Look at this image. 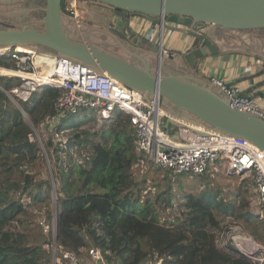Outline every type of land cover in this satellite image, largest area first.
Listing matches in <instances>:
<instances>
[{"label":"trees","instance_id":"1","mask_svg":"<svg viewBox=\"0 0 264 264\" xmlns=\"http://www.w3.org/2000/svg\"><path fill=\"white\" fill-rule=\"evenodd\" d=\"M66 3L62 12L73 16ZM61 93L42 86L20 102L24 116L0 91V264H52L44 248L53 240L52 227L45 232L41 222L51 226L53 217L59 245L86 259L96 248L104 264H143L155 255L163 264H258L240 252L229 229L239 224L264 245V217L251 212L252 178H242L233 200L216 187L196 193L179 185L175 203L173 183L187 173L146 162L128 113L116 111L96 128L86 127L98 122L93 115L64 117L54 129L71 126L72 132L65 143L55 141L50 120ZM34 130L46 135L45 141L39 135L42 149L31 137ZM42 152L56 155L57 172L49 157V174L39 172ZM146 165L160 171L157 178L147 175ZM138 167L145 172L136 173ZM162 179L167 189H159ZM67 263L57 251L56 264Z\"/></svg>","mask_w":264,"mask_h":264},{"label":"water","instance_id":"2","mask_svg":"<svg viewBox=\"0 0 264 264\" xmlns=\"http://www.w3.org/2000/svg\"><path fill=\"white\" fill-rule=\"evenodd\" d=\"M85 1L109 10L119 17L109 29L125 40V25L133 15L153 23L169 34L177 48L180 62L162 61V44L146 39L149 51L156 60H147L132 53L136 60L126 59L108 52L87 41L93 31L80 32L66 27L62 0H44L42 18L37 24L19 28L0 27L1 45H23L44 49L47 52L71 58L107 73L125 86L143 94L145 99L154 96L167 103L169 115L189 124L226 135L243 137L264 151V116L233 108L224 92L206 79L194 78L188 69L197 72L213 57L222 53L212 39L213 28L227 30L264 29V0H74ZM133 34V32H130ZM130 45L134 40L127 41ZM260 61V60H259ZM204 64V65H203ZM256 67L257 64H255ZM256 73L225 83H244L239 95L249 99H264V61ZM187 68V69H185ZM263 76V77H262ZM262 77L263 79L257 78ZM171 122L167 118V126ZM55 240L57 241V226ZM97 263L100 259L97 258Z\"/></svg>","mask_w":264,"mask_h":264},{"label":"built area","instance_id":"3","mask_svg":"<svg viewBox=\"0 0 264 264\" xmlns=\"http://www.w3.org/2000/svg\"><path fill=\"white\" fill-rule=\"evenodd\" d=\"M70 3L72 6L75 2L72 0ZM158 43L162 44L161 34ZM1 79L7 84L0 81V91L18 106L24 116L26 112L20 107V102L27 101L42 86L62 89L55 103L57 114L50 120L55 141H67L66 129H54L64 117L92 111L96 120L102 121L111 119L116 111L122 110L130 115L136 130L137 148L146 162L169 169L174 174L195 175H204L210 165L222 163L228 173L245 174L252 178L254 198L251 202L258 209L259 205L260 212L264 213V151L251 141L175 119L161 106L160 99L154 96L145 99L142 93L105 72L65 56L42 52L36 47L1 45ZM210 81L224 92L233 108L264 116L254 99L239 95L238 84L226 85L223 78L215 76ZM167 118L171 119L168 126ZM31 137L42 149V140L35 130ZM41 225L45 232L52 227L43 222ZM229 229L240 252L253 262L264 264V245L244 234L237 224ZM98 233L101 232L98 230ZM52 234V242L44 244V248L53 255L52 264H56L57 251L67 264H104L96 248L88 250L89 259L80 258L57 243L56 226ZM97 258L100 263H97ZM143 264H163V259L155 255Z\"/></svg>","mask_w":264,"mask_h":264},{"label":"crops","instance_id":"4","mask_svg":"<svg viewBox=\"0 0 264 264\" xmlns=\"http://www.w3.org/2000/svg\"><path fill=\"white\" fill-rule=\"evenodd\" d=\"M68 1L69 0H67V2ZM74 2H75L74 3L75 6L79 5L78 4L79 1H74ZM86 5L88 7L91 6L88 3H86ZM43 6H44V0H42V8ZM92 6H96V5L92 4ZM103 9L104 8H102V10ZM104 10L108 12V15L105 16L101 14L100 16H98L101 20V21H97L99 22L98 24L94 23V21L93 22L88 21L89 24L88 26H90V28L93 27V31H91L88 34L87 41L93 43L94 45L99 46L100 48L108 52L115 53L126 59L138 61V59H136V57H134L132 54L135 52L137 54L139 53L147 60H150L149 55H152L155 57L156 60V55L149 51L150 46L147 43L143 42L142 40V39H146L148 42H151L153 44H158V38L160 34H159V29L156 27V25L147 22L141 17H135L133 19H129L125 25V31L127 32V36L125 37V40H123L116 34L110 32L109 30L111 26L114 27L116 25L117 23L116 21H119V19L114 17V15L109 10L107 9ZM77 13L74 14L73 17L77 18ZM73 17L70 16V18ZM32 22H34L36 25V23L40 21H32ZM80 22L83 23V21ZM23 23L24 22L17 24L11 23L10 24L11 26H6V27L19 28L22 27L21 24ZM0 27H5V26L0 25ZM78 29L80 28H77L76 30L78 31ZM79 31L82 32L84 31V29H82V31L80 29ZM130 32H133V34H130ZM248 32L251 33V36L248 34ZM253 33H256L257 36ZM254 36L259 37V39L261 37H264V29L239 31V30H227L218 27L213 28L211 37L219 45L222 53L219 54L217 57H213L208 62H205L204 63L205 65L203 64L204 66L199 64V68L197 72L188 69L189 73L194 78L196 77L200 80L206 79V81L209 82L212 76L220 77L223 78L226 83L256 73V71L261 69L259 68V63H262L264 61V46H259L258 48L255 49V44L253 42L258 38H254ZM251 37L253 38V40ZM129 39L134 40V43L130 45L127 42L129 41ZM177 48L178 47L176 46V44L172 40H170L169 34L167 33L166 35V32L164 31L162 37L161 55H162V61L166 65H169L171 61L178 62L179 65L180 56L177 54ZM255 64H257L258 67H256ZM262 77L257 78L256 81H258L259 79H263ZM246 83L247 82L235 83V84H238L241 91L243 89V85ZM260 89H264V86H261ZM254 101L256 102V105L259 108V110L264 113V99L254 98Z\"/></svg>","mask_w":264,"mask_h":264},{"label":"rangeland","instance_id":"5","mask_svg":"<svg viewBox=\"0 0 264 264\" xmlns=\"http://www.w3.org/2000/svg\"><path fill=\"white\" fill-rule=\"evenodd\" d=\"M70 2L71 1L69 0L66 3V7L68 9H71V7H73V10L72 9L71 10L74 12V14H76L78 12L77 13V18L73 17V16H71L73 18H70V15H68L66 13L63 14V17H64V20H65L64 23H65L66 27L70 28V30H73L74 31V35L78 34V32L76 30L77 28H80L81 31H82V29H84L85 32L89 31L90 28L88 26L89 25L88 21L89 22H93L94 21V23L98 24L99 22H97V21H101L98 16H100L101 14H103L105 16L108 15V12L106 10H104V9L102 10V8L100 6H98V5L88 7L86 4H81L82 7H80L79 5L75 6V4L73 3L74 5L70 6V4H71ZM42 16H43L42 15V0H0V21H2V22H0L1 26H5L6 27V26H11L10 25L11 23L17 24V23H22V22H24L23 24H21L22 26H26V25H29V24H33L34 25L35 23L32 22V21H39L42 18ZM114 17L119 19V17L116 16V15H114ZM135 17H139L138 14L131 16L130 19H133ZM80 21H83V23L80 22ZM36 27L38 29H42V26L40 24H37V23H36ZM248 34L251 36V33L248 32ZM253 34L256 35V33H253ZM166 35H167V33H166ZM254 38H258L257 40H254V42H253L255 44V49L258 48L259 46H264V40H263L264 37H261L259 39V37H255L254 36ZM252 40H253V38H252ZM43 51H45V50L42 49V52ZM45 52L48 53L47 51H45ZM149 59L154 61L155 57L152 56V55H149ZM149 97L151 98L152 95L149 96ZM161 106L165 109V111L167 113H169L168 112L169 111V106L167 105L166 102L161 100ZM89 115L95 116V113L91 111L89 113ZM99 124H101L100 121L95 123L94 127H90L89 125L86 126V127L96 128V127H98ZM66 130L67 131H64V132H65V134H67V138H68L69 135L72 132L71 126L68 127ZM39 135L41 136L43 141H45L46 135H44L42 130H39ZM55 156H56L55 154L51 153V157H50V155H47L45 152H42L43 165H41V166L39 164L37 165L39 172H45V174H49L50 166H49V163H47L48 157L51 159L52 166L55 168V170L57 172L58 169L55 167V165H56ZM62 157H64V156L62 155ZM140 169L141 168L138 167V169H136V173L142 174V172L145 169H147L146 172H147V175L150 178L151 177L152 178H157V174L160 173V171L159 172L158 171H154V169L150 168L148 165H146V168L143 169L142 171ZM249 177L250 176H248V175L240 176V174L228 173L225 170L224 165L222 163H214V164H212V165H210L208 167V170H207V172L204 175L197 176L195 174H189V173H187L186 175H183V176L180 175V179L177 182L173 183L174 193L176 194V199L173 200V202L176 203L177 199L179 198V194H180L179 185H182L184 190H190V191H193V192H196V193H199L201 190L203 191V189H205V187H207V188L208 187H216L217 189L221 190L222 193H224L226 195H229L226 199H228V200L232 199L233 200L234 199V194H235V191H236V188H237L238 184L241 183V181H243L242 178H249ZM179 181H180V183H178ZM151 183H152V181L150 179L149 180V185ZM166 184H167V180L166 179H162L161 180V187L159 189L160 190L167 189L166 188ZM151 189H152V191H155V189H157V187H153L152 184H151ZM252 191L253 190L251 189V193H252ZM222 193H220V195H222ZM258 207H259V209L255 206L254 202H251V212L257 217H264V213L260 212V208L261 207L259 205H258ZM168 211H170V209L166 210V212H168ZM172 213H173V210H172ZM42 219H46V217H45L43 212L38 216V220L42 221ZM56 220L57 219L55 217H53L49 221L50 224L53 227L52 233L55 230V226H57V221ZM244 234H246V233H244ZM246 235L251 237L248 234H246ZM220 237H221V235H219V238Z\"/></svg>","mask_w":264,"mask_h":264}]
</instances>
